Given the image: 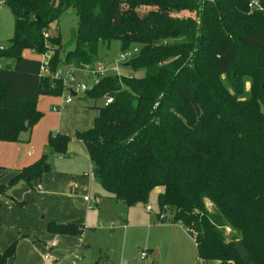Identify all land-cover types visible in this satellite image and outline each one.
<instances>
[{
  "label": "trees",
  "instance_id": "1",
  "mask_svg": "<svg viewBox=\"0 0 264 264\" xmlns=\"http://www.w3.org/2000/svg\"><path fill=\"white\" fill-rule=\"evenodd\" d=\"M2 1L13 30L0 57L13 65L0 66V141L28 139L43 115L38 97L66 90L55 76L60 69L94 72L99 47L111 40L121 51L136 47L123 67L141 76L95 73L85 87L93 101L112 98L96 108L89 128L74 132L92 175L124 210L161 187L157 215L170 211L207 264H264L263 11H251L250 0ZM256 1L264 10V0ZM67 9L76 26L72 48L64 49L60 31L48 26ZM69 140L49 134L46 150L10 184L40 177L48 155H65ZM81 227L51 222L47 231L81 234ZM15 245L0 251V264H9Z\"/></svg>",
  "mask_w": 264,
  "mask_h": 264
},
{
  "label": "rangeland",
  "instance_id": "2",
  "mask_svg": "<svg viewBox=\"0 0 264 264\" xmlns=\"http://www.w3.org/2000/svg\"><path fill=\"white\" fill-rule=\"evenodd\" d=\"M182 15L185 14H180ZM75 26V13L72 9H67L58 21L49 24L48 28L50 33L58 29L63 39L62 48L69 49L73 46L70 33ZM12 30L13 17L0 0V48L7 45ZM120 52L117 40H111L108 46L101 45L98 49L97 61L91 68L95 71L101 67L110 74L109 69L118 62L119 75L133 73L128 67H123L127 61L120 59ZM22 54L35 56V53L28 49ZM48 55L49 51L46 52L45 58ZM11 65H13L11 59L0 57V66ZM58 73L63 77L66 75L68 80L70 78L73 80L67 82L66 90L61 95L54 97L56 100H61L70 95L71 102L67 105L75 109L67 110L61 119L55 122L52 130V132L69 134L68 154L63 156L52 152L47 160L52 168L64 171L60 176L76 181V188L68 189L69 192L73 191L69 194L75 196L66 199L70 197L65 198V194H59L56 189L53 194L39 195L40 189L36 188L37 185H41V191H50V188H44L46 178L44 172L38 178L30 181L20 180L13 184H10V177L5 181L4 174H0V184L6 189V193L0 196V243L3 241L6 244H0V247L3 250L9 243L16 241L11 264H106L109 259L112 264H206L198 257L193 238L181 223L173 220L170 211L164 208L162 212L171 220H159L156 214L158 211L156 196L162 190L161 187L152 190L147 203H135L126 213L121 203H113L106 198L97 201V197L102 196L104 190L91 173L83 145L73 139L72 132L86 119L93 118L96 108L104 104L105 98L98 97L93 101L86 92L81 91L82 85L89 88L97 79L88 68L60 69ZM143 73L138 71L132 75L141 76ZM76 84L80 85L79 91H75ZM70 90L76 94L72 95ZM248 95L249 85L246 83L243 96ZM85 101L90 106H84ZM84 193L90 197V203H86L80 197ZM12 200H25L27 204L24 207L10 204ZM53 202H67L73 207L72 213L75 214H72L70 219L57 224L79 222L80 225L83 224L81 234L58 236L47 231L51 222L46 210ZM206 206L210 207V204L206 202ZM146 208H150V211L146 212ZM142 251L146 252L144 259L139 258Z\"/></svg>",
  "mask_w": 264,
  "mask_h": 264
},
{
  "label": "crops",
  "instance_id": "3",
  "mask_svg": "<svg viewBox=\"0 0 264 264\" xmlns=\"http://www.w3.org/2000/svg\"><path fill=\"white\" fill-rule=\"evenodd\" d=\"M75 94L76 93H74V95ZM67 104L68 103L62 102V99L56 100V98L54 96L40 95L38 97V101H37L36 105H37L38 110H40L43 113V115L33 125L32 129L29 133L28 139L25 140V138H27L25 136V137H23L24 139L20 140V141H0V174H4L3 179L5 181L9 177H12L18 169L32 163L33 161H35L36 159H38L42 155V153L46 150L45 144H46L47 137L49 134L63 133V134L69 135L65 132H59V131L52 132L55 122L58 121L59 119H61L62 115L64 113H66L67 110L75 109V108H70ZM83 105L84 106H90V104L87 101L83 102ZM79 109L81 110L82 108H79ZM96 114H97V109H96V113L94 114L92 119H90V118L86 119L81 126H77V128H75L73 130V132H72L73 139L79 141L82 144V142L80 140H78L74 137V132L80 131V130H85V129L89 128L92 125L93 119L96 116ZM91 120H92V123H91ZM67 146H68V144H67ZM83 147H84V145H83ZM84 150L83 151L86 154L87 151H86L85 147H84ZM67 154L68 153H67V149H66L65 155H67ZM65 155H63V156H65ZM87 158H88V154H87ZM88 161H89V158H88ZM89 164H90V161H89ZM90 168H91V166H90ZM63 172L64 171L52 168L51 166L49 169H46L44 171V173H46L44 188L45 187L50 188V191H47V190L41 191V185H39L40 186L39 188L36 187L38 190L40 189L38 191V194L39 195L53 194L55 192L54 189H56L59 194H61V195L65 194V198L70 197V198H66V199H72L73 196H75V195L69 194V193H72L73 191L69 192L68 189L71 190V188H76L75 187L76 181L71 179V178L60 176L61 173H63ZM76 197H79V196H76ZM80 197H82V200L85 201L86 203L91 202L88 194L85 195V193H84V195L82 194ZM103 198H106V199L112 201L106 195L105 192L102 196L97 197V201H100ZM65 201H67V200H65ZM112 202L115 203L114 201H112ZM71 208H73V207H70L67 202H64V203L53 202L52 205H49V207L46 210L49 214L50 222L58 223V222L70 219V216L72 214H75V213H72ZM128 209L129 208H127L126 210H124V209L123 210L126 213ZM156 214H157V212H156ZM76 223H79V222H76ZM0 244H6V242L4 243L2 241ZM0 251H2L1 247H0ZM155 251H157V249H155ZM9 264H11V260H9ZM106 264H112L111 260L109 259V261H107Z\"/></svg>",
  "mask_w": 264,
  "mask_h": 264
},
{
  "label": "built area",
  "instance_id": "4",
  "mask_svg": "<svg viewBox=\"0 0 264 264\" xmlns=\"http://www.w3.org/2000/svg\"><path fill=\"white\" fill-rule=\"evenodd\" d=\"M248 7L250 8L251 11H253V10L263 11V13H264V10H263L262 6L256 0H250V2L248 3ZM136 51H137V48L136 47L123 50V51L120 52V56L119 57H120V59H124V60H126L128 62V60L136 53ZM119 66H120V64L118 62H115L113 64L112 68L109 69L110 73H112V74H118ZM104 72H106L104 69H102L101 67H98L93 72V74H95V73L102 74ZM55 76H57V77L59 76L60 77V74L57 73V74H55ZM70 80H72V78H70ZM62 82H63L64 85H67L68 79L66 78V75L62 78ZM79 90H80V85L79 84H76L75 85V91H79ZM111 100H112L111 97H109V96L108 97H105V102L104 103L105 104L110 103ZM70 101H71L70 95L67 96L66 98H63L62 99V102H64V103H69ZM36 187L39 188L40 186L37 185ZM145 210L147 212H149L150 211V208H146ZM158 217H159V220H163V221H165V220H167V221L168 220H171V218L170 217H167L163 212H160L158 214ZM178 222L181 223L179 220H178ZM145 257H146V252L142 251L140 253V255H139V258L140 259H144Z\"/></svg>",
  "mask_w": 264,
  "mask_h": 264
},
{
  "label": "water",
  "instance_id": "5",
  "mask_svg": "<svg viewBox=\"0 0 264 264\" xmlns=\"http://www.w3.org/2000/svg\"><path fill=\"white\" fill-rule=\"evenodd\" d=\"M37 20H39V19H38V16H34V17H33V21H37ZM127 64H128V63L126 62V63H124L123 65H124V66H127ZM84 90H85V87L82 85V86H81V91H84ZM70 92H71V90H70ZM71 93L74 95V92H73V91H72Z\"/></svg>",
  "mask_w": 264,
  "mask_h": 264
}]
</instances>
